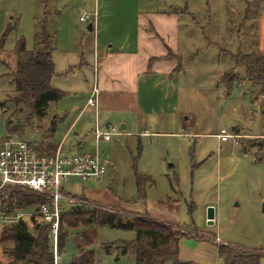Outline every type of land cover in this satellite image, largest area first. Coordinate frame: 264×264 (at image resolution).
I'll return each mask as SVG.
<instances>
[{
	"label": "rangeland",
	"instance_id": "374dc122",
	"mask_svg": "<svg viewBox=\"0 0 264 264\" xmlns=\"http://www.w3.org/2000/svg\"><path fill=\"white\" fill-rule=\"evenodd\" d=\"M95 3L0 0V102L8 101L3 103L8 111L0 106V139L10 133L7 119L11 118L13 125H22L18 134L34 146L47 147L48 141H61L76 120L65 143L67 151L96 148L92 131L96 111L87 108L81 113V109L97 85L94 67L98 70L101 64L93 63L101 49L96 48L97 54L86 53L91 65L82 68L83 74L62 72L67 64L79 62L81 39L89 33V22L80 20L81 12L94 10ZM169 3L181 7L178 42L184 69L173 79H155L149 92L143 89V113H128L122 119L99 108L101 129L113 123L119 130L99 144L100 153L109 161L108 171L100 179L71 175L64 185L76 199L65 202L66 211L88 205L110 208L129 218L149 212L154 220L183 234L178 241L171 236L161 245L178 244L179 261L222 264L218 244L227 243L262 254L260 264H264V94L247 77L245 66L235 60V55L243 53L264 54V0H164L161 6L168 8ZM42 23L54 36L53 56L62 73L52 83L66 93L49 104L44 117L31 119L27 126L30 110L13 99L17 93L8 72L15 66L20 39L30 50L39 48ZM54 120L57 126L51 137ZM122 120L130 122L128 129L122 128ZM222 128L236 138L222 141L216 135ZM3 190L7 193L8 189ZM1 208L0 199V233L27 211ZM36 208L28 207V211ZM210 209L214 223L207 219ZM95 228L96 237L87 247L93 250L94 264H136L132 252L120 249L123 242L137 238L135 228L107 224ZM68 229L57 264H78L77 243L85 227ZM105 245H110L109 251ZM4 246L10 250L12 243ZM3 250L0 244V261L8 264L11 258Z\"/></svg>",
	"mask_w": 264,
	"mask_h": 264
},
{
	"label": "trees",
	"instance_id": "16d2710c",
	"mask_svg": "<svg viewBox=\"0 0 264 264\" xmlns=\"http://www.w3.org/2000/svg\"><path fill=\"white\" fill-rule=\"evenodd\" d=\"M178 8L175 9L179 10ZM38 35L40 36V46L36 50L28 49L24 39L18 41L15 48L16 63L14 67H10L9 71L11 83L17 93L13 99L25 104L30 110L25 121L27 126L32 124L31 119L44 117L47 114L49 104L53 101H59L66 93L52 84V78L57 74L53 56L54 36L49 33L45 23H42ZM239 56L235 55L236 62L245 66L247 77L253 83L260 85V92L264 94V54L249 52ZM6 102L8 101L0 102V106H4V112L8 111L6 105L3 104ZM20 126L22 125H13L11 118L7 119V129L10 133L18 134ZM56 126L57 122L52 121L49 136L54 135ZM48 142L50 143L47 147L42 145L40 147L43 150L54 151L56 143ZM139 183L141 186L143 185L142 179ZM6 189H8L6 194H3L4 190L0 191L1 209L3 211L4 206L8 211H12L28 209V207L48 201L42 194L27 188L9 187ZM141 194L140 187L139 195ZM19 218L18 221H13L11 227H3L4 229L0 233V244L3 246V251L11 258L8 264H55L56 253L59 254L64 249L69 234L68 227L74 225L85 227L77 243L79 248L77 263L94 264L93 250L87 249V247L96 237L95 226L98 224L137 230L136 239L123 242L120 245L121 253L132 252L134 254L136 264H165L168 259L174 260V264H200L194 261H179V247L176 243L173 244L172 248L161 247L163 243L169 241L171 236H174L175 240L178 241L183 234L170 224L154 220L149 212L142 216L129 218L110 208L77 205L62 215L57 249H55L54 241L50 237L51 227L49 224L38 223L30 215ZM63 221L66 222V226H64ZM147 237L150 238L149 241L146 239ZM6 242L12 243L10 250L4 246ZM218 246L222 264H260L263 256L258 252L236 245L225 243L218 244ZM109 248L110 245H105L107 251ZM0 264H2L1 261Z\"/></svg>",
	"mask_w": 264,
	"mask_h": 264
},
{
	"label": "crops",
	"instance_id": "0c3cea01",
	"mask_svg": "<svg viewBox=\"0 0 264 264\" xmlns=\"http://www.w3.org/2000/svg\"><path fill=\"white\" fill-rule=\"evenodd\" d=\"M161 1L164 0H96L94 10L81 12L97 11L98 19L89 21L92 28L81 39L79 62L67 64L68 68L62 72L83 74L82 68L91 65L86 53L97 54L96 48L101 49L93 63L101 64L98 70L94 67L98 105L112 116L117 114L125 119V114L143 113V89L146 87L149 92L155 79H173L184 69L178 42L181 19L179 10L175 9L179 6L169 3L164 8ZM59 74L62 73L57 70L52 82ZM8 75L12 84L9 72ZM122 121V128L128 129L130 122Z\"/></svg>",
	"mask_w": 264,
	"mask_h": 264
},
{
	"label": "built area",
	"instance_id": "2783aa9c",
	"mask_svg": "<svg viewBox=\"0 0 264 264\" xmlns=\"http://www.w3.org/2000/svg\"><path fill=\"white\" fill-rule=\"evenodd\" d=\"M97 19V11L85 12L80 16V20L86 24ZM98 93V84L93 85L92 93L81 110L82 113L85 109L91 108L97 114V121L92 130L96 139L94 150L67 151L65 143L75 127V122L61 141L56 143L54 151L43 150L38 143L34 146L32 141L16 133H9L0 139V191L9 187H21L40 193L48 199L46 202L36 204L37 208L33 211L27 209L26 212L20 213L18 218L30 215L38 223L49 224L55 247L61 229L62 215L66 211L65 202L76 199L74 194L66 190L64 182L71 175L80 176L84 180L102 178L108 171L109 161L100 153L99 144L111 140L113 135L119 133L113 123H108L107 129H101L98 118ZM216 135L222 141L236 138V135L226 128H222ZM2 214L6 217L5 212ZM58 257L59 254L56 253L55 264Z\"/></svg>",
	"mask_w": 264,
	"mask_h": 264
},
{
	"label": "water",
	"instance_id": "95a60500",
	"mask_svg": "<svg viewBox=\"0 0 264 264\" xmlns=\"http://www.w3.org/2000/svg\"><path fill=\"white\" fill-rule=\"evenodd\" d=\"M92 25H93V23L90 22L88 28L91 29L92 28ZM263 210H264V208H263ZM207 219H208V222L209 223H214V212H213V209H210L209 215H208Z\"/></svg>",
	"mask_w": 264,
	"mask_h": 264
}]
</instances>
